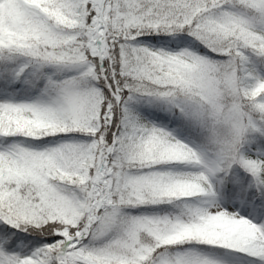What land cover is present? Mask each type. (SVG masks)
I'll list each match as a JSON object with an SVG mask.
<instances>
[{
    "label": "snow or ice",
    "instance_id": "6c2138e0",
    "mask_svg": "<svg viewBox=\"0 0 264 264\" xmlns=\"http://www.w3.org/2000/svg\"><path fill=\"white\" fill-rule=\"evenodd\" d=\"M0 264H264V0H0Z\"/></svg>",
    "mask_w": 264,
    "mask_h": 264
}]
</instances>
